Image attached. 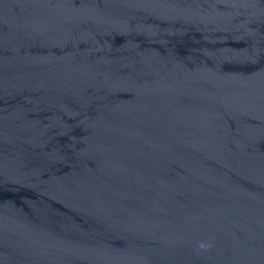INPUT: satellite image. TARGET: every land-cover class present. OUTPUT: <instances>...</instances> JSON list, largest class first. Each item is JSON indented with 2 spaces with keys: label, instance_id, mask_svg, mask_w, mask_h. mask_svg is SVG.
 Here are the masks:
<instances>
[{
  "label": "water",
  "instance_id": "95a60500",
  "mask_svg": "<svg viewBox=\"0 0 264 264\" xmlns=\"http://www.w3.org/2000/svg\"><path fill=\"white\" fill-rule=\"evenodd\" d=\"M0 264H264V0H0Z\"/></svg>",
  "mask_w": 264,
  "mask_h": 264
}]
</instances>
